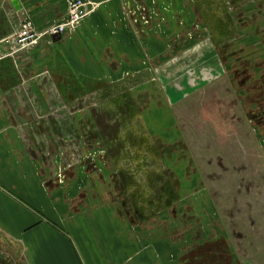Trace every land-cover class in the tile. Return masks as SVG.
Masks as SVG:
<instances>
[{
  "label": "crops",
  "instance_id": "0c3cea01",
  "mask_svg": "<svg viewBox=\"0 0 264 264\" xmlns=\"http://www.w3.org/2000/svg\"><path fill=\"white\" fill-rule=\"evenodd\" d=\"M68 1L0 0V264H182L186 232L169 217L137 214L121 197L111 172L119 157L108 151L123 145L121 116L101 114L123 97L156 145L169 146L170 124L155 111L194 93L192 70L197 81L222 64H208L205 43L194 48L198 57L185 39L178 53L168 44L182 27L178 0H92L97 9L73 32L10 55L4 40L22 22L42 30L66 16ZM174 163L166 160L171 172ZM183 177L179 192L188 193L191 175Z\"/></svg>",
  "mask_w": 264,
  "mask_h": 264
},
{
  "label": "rangeland",
  "instance_id": "374dc122",
  "mask_svg": "<svg viewBox=\"0 0 264 264\" xmlns=\"http://www.w3.org/2000/svg\"><path fill=\"white\" fill-rule=\"evenodd\" d=\"M178 1L174 18L182 33L168 44L178 53L185 39L198 57L194 48L205 43L208 64L220 62L221 68L197 81L192 70L194 93L155 111L153 118L170 124L169 146L156 145L137 105L128 110L123 97L109 99L112 111L101 116H121L117 135L123 141L108 150L119 157L111 172L119 174L121 197L137 214L141 208L146 218L169 217L186 232L190 243L176 249L182 264H264V0ZM100 95L90 103L101 101ZM168 159L175 161L174 180ZM188 173L192 188L179 192ZM151 201L155 210L146 212Z\"/></svg>",
  "mask_w": 264,
  "mask_h": 264
},
{
  "label": "built area",
  "instance_id": "2783aa9c",
  "mask_svg": "<svg viewBox=\"0 0 264 264\" xmlns=\"http://www.w3.org/2000/svg\"><path fill=\"white\" fill-rule=\"evenodd\" d=\"M97 7L98 4L92 0H69L66 16L61 21L39 30L31 21L25 20L17 31L9 35L4 42L11 44L10 55L13 56L40 44L46 39H53L73 32Z\"/></svg>",
  "mask_w": 264,
  "mask_h": 264
},
{
  "label": "flooded vegetation",
  "instance_id": "af4514ba",
  "mask_svg": "<svg viewBox=\"0 0 264 264\" xmlns=\"http://www.w3.org/2000/svg\"><path fill=\"white\" fill-rule=\"evenodd\" d=\"M169 151H171L170 149H168Z\"/></svg>",
  "mask_w": 264,
  "mask_h": 264
}]
</instances>
